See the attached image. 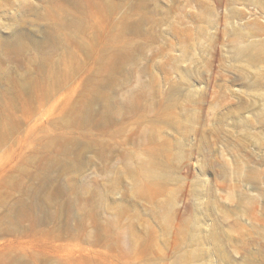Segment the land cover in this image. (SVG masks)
<instances>
[{
  "label": "rangeland",
  "instance_id": "1",
  "mask_svg": "<svg viewBox=\"0 0 264 264\" xmlns=\"http://www.w3.org/2000/svg\"><path fill=\"white\" fill-rule=\"evenodd\" d=\"M0 264H264V0H0Z\"/></svg>",
  "mask_w": 264,
  "mask_h": 264
},
{
  "label": "bare ground",
  "instance_id": "2",
  "mask_svg": "<svg viewBox=\"0 0 264 264\" xmlns=\"http://www.w3.org/2000/svg\"><path fill=\"white\" fill-rule=\"evenodd\" d=\"M15 40V39H14ZM12 45V44H11ZM112 87H113V85H112ZM115 87V86H114ZM112 89V88H111ZM113 91V90H112ZM126 171V170H125ZM151 177V176H150Z\"/></svg>",
  "mask_w": 264,
  "mask_h": 264
}]
</instances>
